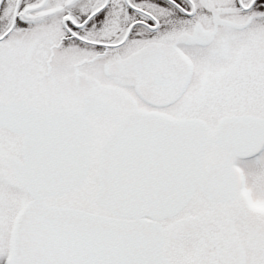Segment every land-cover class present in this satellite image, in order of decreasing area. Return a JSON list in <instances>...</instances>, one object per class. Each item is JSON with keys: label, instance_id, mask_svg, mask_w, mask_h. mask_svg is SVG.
Instances as JSON below:
<instances>
[{"label": "snow or ice", "instance_id": "6c2138e0", "mask_svg": "<svg viewBox=\"0 0 264 264\" xmlns=\"http://www.w3.org/2000/svg\"><path fill=\"white\" fill-rule=\"evenodd\" d=\"M0 264H264V0H0Z\"/></svg>", "mask_w": 264, "mask_h": 264}]
</instances>
